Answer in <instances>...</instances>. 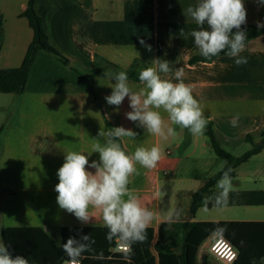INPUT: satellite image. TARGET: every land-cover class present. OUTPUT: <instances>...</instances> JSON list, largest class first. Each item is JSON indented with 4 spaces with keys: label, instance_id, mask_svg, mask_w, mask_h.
I'll list each match as a JSON object with an SVG mask.
<instances>
[{
    "label": "crops",
    "instance_id": "obj_1",
    "mask_svg": "<svg viewBox=\"0 0 264 264\" xmlns=\"http://www.w3.org/2000/svg\"><path fill=\"white\" fill-rule=\"evenodd\" d=\"M28 0H0V69L18 67L32 40L33 31L22 16ZM198 0H35L49 43L69 61L62 63L38 50L29 67L21 94L0 93V231L6 227H38L53 237L62 227H104L99 214L82 226L59 209L55 185L57 170L68 151L91 152L92 138L100 128L123 126L137 131L135 140L125 138L122 147L131 154L138 146L159 145L164 156L155 169L140 168L132 178L141 203L162 214L177 208V221H264V33L246 42L242 56L248 63L236 66L221 55L212 62L191 63L200 55L188 33L197 25L182 13ZM247 35L264 20V7L245 0ZM151 45L148 51L139 41ZM156 58L170 61L173 70L183 68L184 82L193 89L219 145L234 157L251 149L259 151L234 169L228 207L237 206L238 217H209L200 207L191 217L192 194L226 163L213 153L206 136H192L177 128L167 141L152 136L127 120L128 99L116 110L105 96L109 81L98 74L89 82V71L103 67L102 60L128 69L134 61L150 66ZM101 78V79H98ZM165 78H172L168 74ZM115 81H112L114 83ZM175 82V81H174ZM134 90L139 81L129 79ZM167 121V114L162 113ZM239 114L236 127L230 123ZM175 127V126H173ZM212 151V153H211ZM215 156V157H214ZM93 153L90 160H98ZM160 190L165 193L156 196ZM215 187L206 197L213 198ZM213 209V204L209 202ZM160 219L150 227L156 230ZM1 239V237H0Z\"/></svg>",
    "mask_w": 264,
    "mask_h": 264
},
{
    "label": "clouds",
    "instance_id": "obj_2",
    "mask_svg": "<svg viewBox=\"0 0 264 264\" xmlns=\"http://www.w3.org/2000/svg\"><path fill=\"white\" fill-rule=\"evenodd\" d=\"M253 3L257 8L264 7V0H253ZM182 14L190 17L198 27L188 33L181 29L180 34L185 40L193 38L205 61L212 62L214 57L223 53L234 59L236 66L248 63L247 58L241 55L248 39L245 0H198L195 6L189 5ZM256 28L264 29V20L256 21ZM139 43L152 51L151 45L143 39ZM170 63L161 58L151 60L150 66L139 71L141 87L137 90L130 85L127 72L105 70L102 79L109 81L108 87L112 91L104 99L118 111L127 98L131 110L125 113L126 119L163 141L177 137V128L187 129L194 137L201 136L209 120L201 103L194 97L192 87L184 82V69L173 70ZM170 73L172 78H165ZM162 113L167 114L170 124ZM238 122L239 114L230 121L233 127ZM138 135L137 131L123 126L107 130L100 128L97 137L92 138L94 143L87 155L77 151L64 154V163L57 170L59 182L54 188L59 209L73 215L82 226L92 224L99 214L107 229L106 239L115 245L114 250L121 254L126 264H132L133 245L147 240V229L154 222L163 219L171 224L182 213L179 208L169 209L163 214L153 210L143 205L135 189L130 187L132 178L140 175V168L155 169L164 156L159 145L138 146L133 153H126L122 141L125 138L135 140ZM93 153H98V160H90ZM231 172L230 167L223 171L216 184L218 191L215 196L204 198L205 210L210 201L213 207H227L233 190ZM164 195L163 191L156 192L157 197ZM225 231L220 227L213 230L217 235ZM94 243L90 233L84 234L82 228L77 230V235L69 236L62 243L67 256L64 264H81L85 254L94 251ZM0 264H29V260L23 255H14L10 245L0 240Z\"/></svg>",
    "mask_w": 264,
    "mask_h": 264
},
{
    "label": "trees",
    "instance_id": "obj_3",
    "mask_svg": "<svg viewBox=\"0 0 264 264\" xmlns=\"http://www.w3.org/2000/svg\"><path fill=\"white\" fill-rule=\"evenodd\" d=\"M34 2L35 0H28L26 8L22 12V16L27 19L33 31L32 40L18 67L0 69V93L18 95L23 92L29 67L38 50L51 54L64 64H70L68 59L49 43L41 18L35 12ZM263 33L264 29H257L247 35V41ZM215 58L217 57L213 59ZM190 62L208 61H205L201 55H197L192 57ZM102 63L103 67H94L89 71V82H92L94 76L104 74V71L108 69L115 72L125 71L129 79L139 81V71L146 68L137 61H134L125 70H121L117 65L107 60H102ZM104 123L107 129L111 128L106 119H104ZM204 135L215 156L223 159L226 165L222 171L207 178L203 185L192 194L189 207L191 217L197 209L204 207V198L213 190L223 171L230 167L232 169L230 175L233 178L235 167L259 151L251 149L239 157H234L219 145L210 124L207 125ZM218 227L226 229L221 236L227 239L237 251L233 264H264V221L197 222L186 220L171 224L162 222L156 230L151 227L147 229V240L144 243L133 245L132 262L134 264H197L198 251L208 239L217 235L213 230ZM81 228L84 234L90 233L95 240L94 251L86 253L81 264H126L120 253L114 254V259L117 260L109 258L115 245L110 244L106 239L107 229L105 227H62L59 229L57 237L51 236L38 227H6L1 229L0 237L5 244L10 245V250L14 255H23L28 258L29 264H61L67 260L62 243L69 236L77 235V230ZM241 241H243V245H241ZM201 264H208L206 254L201 256Z\"/></svg>",
    "mask_w": 264,
    "mask_h": 264
},
{
    "label": "built area",
    "instance_id": "obj_4",
    "mask_svg": "<svg viewBox=\"0 0 264 264\" xmlns=\"http://www.w3.org/2000/svg\"><path fill=\"white\" fill-rule=\"evenodd\" d=\"M208 241V247L206 250L207 255L211 256L216 264H233L236 259L237 251L233 245L221 235H216ZM205 243L201 246L200 250L204 247ZM115 249V248H114ZM114 249L111 251V256L118 253ZM63 261L61 264H64ZM132 264H134L132 262Z\"/></svg>",
    "mask_w": 264,
    "mask_h": 264
},
{
    "label": "rangeland",
    "instance_id": "obj_5",
    "mask_svg": "<svg viewBox=\"0 0 264 264\" xmlns=\"http://www.w3.org/2000/svg\"><path fill=\"white\" fill-rule=\"evenodd\" d=\"M211 153H212V151H211ZM237 189L239 190L240 188L237 186H233V190H237ZM182 205H183V199L181 198L179 201V205H177V208L182 210ZM201 210H202L201 212H203L204 214H207L209 217H222V218H224V217H238L237 212L240 209L235 205V206H230V207L227 206V207H223V208L214 207L211 210H205V209H201ZM207 247H208V241H206L204 247L198 251L197 264H201V256L202 255H204V254L207 255L206 250H204V248L207 249ZM207 256H208V264H216V262L214 261V259L211 256H209V255H207ZM109 258H111V260H117V259H114V256H111V254H110Z\"/></svg>",
    "mask_w": 264,
    "mask_h": 264
}]
</instances>
